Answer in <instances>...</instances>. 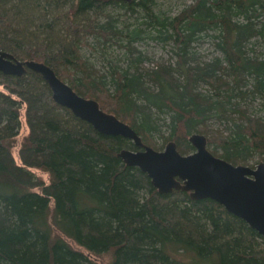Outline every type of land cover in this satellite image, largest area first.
I'll use <instances>...</instances> for the list:
<instances>
[{
	"label": "trees",
	"instance_id": "16d2710c",
	"mask_svg": "<svg viewBox=\"0 0 264 264\" xmlns=\"http://www.w3.org/2000/svg\"><path fill=\"white\" fill-rule=\"evenodd\" d=\"M66 1L0 0V50L49 65L144 143L157 133L159 147L172 140L186 154L193 149L188 136L196 132L232 164L264 161V115L257 114L264 107V0H192L173 16L162 13L157 0H71L63 9ZM40 10L46 15H37ZM52 11L59 12L53 23ZM47 33L52 37H43ZM205 40L215 52L208 58L197 51ZM146 42L169 46L175 63L143 66ZM85 47L96 50L102 69L88 62ZM115 49L122 63L111 57ZM13 79V89L24 95L29 134L18 152L22 165L8 153L13 138L0 140V264H99L95 249L108 251L111 264H152L167 255L189 264H264L258 248L264 236L222 205L180 189L160 194L120 163L122 136L102 134L81 119L74 134L48 119L42 126L52 136H39L45 104L61 106L39 73L27 70ZM23 166L49 174L56 198L51 210L41 209L44 198L35 194L1 195L23 189ZM145 187L148 198L138 195ZM33 221L70 249L54 244Z\"/></svg>",
	"mask_w": 264,
	"mask_h": 264
},
{
	"label": "water",
	"instance_id": "95a60500",
	"mask_svg": "<svg viewBox=\"0 0 264 264\" xmlns=\"http://www.w3.org/2000/svg\"><path fill=\"white\" fill-rule=\"evenodd\" d=\"M0 70L15 76L27 70L39 73L55 104L69 109L96 131L123 136L141 147L139 151L121 150L118 156L126 165L146 172L158 193L181 189L189 192L191 199L214 200L264 236V161L254 167L232 164L210 152L206 136L196 132L188 136L194 148L188 154H181L172 140L156 150L144 144L129 124L102 110L95 99L79 95L49 65L34 59L20 60L0 50Z\"/></svg>",
	"mask_w": 264,
	"mask_h": 264
},
{
	"label": "rangeland",
	"instance_id": "374dc122",
	"mask_svg": "<svg viewBox=\"0 0 264 264\" xmlns=\"http://www.w3.org/2000/svg\"><path fill=\"white\" fill-rule=\"evenodd\" d=\"M70 1L71 0H67L65 2V4L63 5V9H66L68 7ZM191 1L192 0H157V3H158V8L162 13L169 14V15L173 16L178 11L183 9L185 6L190 4ZM112 9L113 8L108 9V12L109 13L113 12ZM57 13H59V12L58 11H52L51 14H48V15H51V18H52L51 22L52 23H53V21H55V22L57 21L56 19H54L55 15ZM40 14L42 17L46 15L41 10L38 12L37 15H40ZM35 22H36V24L40 23L38 21H35ZM57 25H55V27H54L55 30L59 29V28H57ZM59 27H60V25H59ZM43 37H45V38L46 37H52V35L47 33ZM200 44H199V46L201 48H198L199 47L198 46L197 51L199 50L200 55L203 56L202 58H208L211 54H215L212 46L208 44V40H205ZM141 49L143 50V53H145V56H146V59L143 61V66H145L146 68L148 66H152L154 64H158V65L159 64H164V65L171 64V65H173L175 63V57L170 52L169 46L168 47H162L161 45L154 43V42H146L145 45L141 46ZM118 50H120V49H115V53H114V55H111V57L114 58V56L116 55L118 59L117 58H114V59H116V60L120 61V63H122L123 57H122V54L120 52H118ZM82 54L86 56L89 63L94 64L93 67L95 69H97V70L102 69L101 68L102 63H100V59L98 58V54H97L96 50L88 49L87 47H85ZM9 76H12V78H10ZM13 77H16V76L5 74V73H3V71L0 70V115H1V118H0V120H1L0 121V140L4 137H6V138L12 137L13 138L12 145H11L10 149L8 148V150H9L8 153L11 156L12 160H14V162L16 164L22 165L18 152H19L20 145L23 142L24 138L29 134V126H28V122L26 120V103L23 101L24 95L21 91L18 92V91H15L13 89L14 88L12 85ZM65 81H66V79H65ZM254 105L257 106L258 103L254 104ZM62 108H64V107H62ZM62 108L53 106V104L52 105L45 104V106L43 108L44 109L43 115H42L43 119H42V121L41 120L38 121V124H37L39 136L40 135L43 136V133L45 134V132L49 133L47 135L48 138H50L49 136H52L53 130H50L49 128L46 129L42 126V122H44L48 119H54L57 122V124L60 126V129L63 128L65 131H68L70 133H73V132L77 133V132L81 131L82 126L78 121L79 118L76 117L75 115H73L72 113H68L67 111H65ZM258 108H259V111L257 112V114L264 115V107L263 108L258 107ZM9 115H10V117H9ZM8 118H10V119H8ZM9 120L11 121V123L9 122ZM160 133L166 135L165 127H162V132H160ZM118 136H120V135H118ZM161 143H162L161 137L159 136V134L155 133V134H153L151 140L150 141L147 140L145 144L153 147L156 150H162L164 148L166 142L164 143L163 146L159 147L161 145ZM207 148L209 151L212 150V147L210 145H207ZM141 149L142 148L135 145V143L132 140L123 137V142L118 147L117 156L121 150L139 151ZM118 157L120 158V163H123L124 165H126L123 162L122 158L120 156H118ZM258 162H259L258 158H253L250 161H248L247 164H245V165H248L250 167H254L255 165H257ZM128 166H130L131 168H134L136 171L140 172L144 176V178L148 179L149 184L151 186H153L151 183V179L148 177L147 173L142 171L140 167H138L136 165L135 166L128 165ZM22 170H23V172H25V175H24L25 180L22 181V184L20 185V186H23V189H21L19 186H16L13 189L10 188L13 191H11V190L4 191L1 193V195L3 197L10 196V195L20 196V195H23L24 193L28 192V193L35 194V195H38V196L44 198V204L41 207V209L45 208V206H46L47 208L50 207V210H51L53 208V206H56V198H55L54 193L51 189L49 174L47 172H45L44 170H42L41 168H38V167H25V166H23ZM138 195L140 197H142L141 195H143L145 198H148L149 191L145 187V188L139 190ZM188 198H190L189 195H188ZM75 199L77 202V198H75ZM77 204H78V202H77ZM79 205H81V204H79ZM239 219L244 221L241 218H239ZM33 222H34V228L38 229V231L41 232L42 234H44L45 237L52 240L54 242V244H57L59 246H63L67 249L69 248L68 246L63 244L59 239H56V236L53 235L55 233L54 231L49 232L44 227L39 229L36 227L35 221H33ZM167 241L181 242L182 240H180V239H169L168 240L167 239ZM79 242L82 244L84 243L83 240H81V239H79ZM69 243L71 244L72 247H74L76 249L79 248L77 243H75V242L73 243L72 241H69ZM258 248L262 249L264 251V239L261 240V243L258 245ZM95 250L98 253H95L96 255H94V257H96L99 264H111V258L108 255V251L106 252L104 249H95ZM161 252L164 254L167 253V247H166L165 243L161 244ZM182 259H181V256H178V258L176 260V259H173L167 255L166 259L165 258H157L156 260L152 259V264H189L186 258H182ZM88 264H90V263L88 262Z\"/></svg>",
	"mask_w": 264,
	"mask_h": 264
},
{
	"label": "bare ground",
	"instance_id": "6f19581e",
	"mask_svg": "<svg viewBox=\"0 0 264 264\" xmlns=\"http://www.w3.org/2000/svg\"><path fill=\"white\" fill-rule=\"evenodd\" d=\"M25 60V59H24Z\"/></svg>",
	"mask_w": 264,
	"mask_h": 264
},
{
	"label": "flooded vegetation",
	"instance_id": "af4514ba",
	"mask_svg": "<svg viewBox=\"0 0 264 264\" xmlns=\"http://www.w3.org/2000/svg\"><path fill=\"white\" fill-rule=\"evenodd\" d=\"M141 148V147H140Z\"/></svg>",
	"mask_w": 264,
	"mask_h": 264
}]
</instances>
